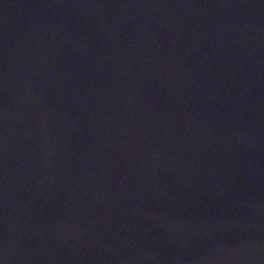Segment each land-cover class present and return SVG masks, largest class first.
<instances>
[{
	"label": "water",
	"instance_id": "1",
	"mask_svg": "<svg viewBox=\"0 0 264 264\" xmlns=\"http://www.w3.org/2000/svg\"><path fill=\"white\" fill-rule=\"evenodd\" d=\"M3 264H264V0H0Z\"/></svg>",
	"mask_w": 264,
	"mask_h": 264
},
{
	"label": "snow or ice",
	"instance_id": "2",
	"mask_svg": "<svg viewBox=\"0 0 264 264\" xmlns=\"http://www.w3.org/2000/svg\"><path fill=\"white\" fill-rule=\"evenodd\" d=\"M0 264H3V260H0Z\"/></svg>",
	"mask_w": 264,
	"mask_h": 264
}]
</instances>
